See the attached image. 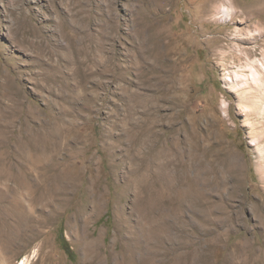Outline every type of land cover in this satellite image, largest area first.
Returning a JSON list of instances; mask_svg holds the SVG:
<instances>
[{
  "label": "rangeland",
  "instance_id": "rangeland-1",
  "mask_svg": "<svg viewBox=\"0 0 264 264\" xmlns=\"http://www.w3.org/2000/svg\"><path fill=\"white\" fill-rule=\"evenodd\" d=\"M259 1L0 0V264H264Z\"/></svg>",
  "mask_w": 264,
  "mask_h": 264
},
{
  "label": "bare ground",
  "instance_id": "bare-ground-1",
  "mask_svg": "<svg viewBox=\"0 0 264 264\" xmlns=\"http://www.w3.org/2000/svg\"><path fill=\"white\" fill-rule=\"evenodd\" d=\"M219 14H222L223 15V13L222 12H220ZM225 15H227V14H225ZM225 15H223L222 17H224ZM263 16H264V0H261V1H259L258 2V4H254V5H252L250 8L248 7L246 10H244L243 11V21H241L240 23L241 24H243V25H245V24H248V25H250V26H252L253 24H259V21L260 20H262V18H263ZM234 19V18H233ZM257 39V38H256ZM258 41V40H257ZM256 41V42H257ZM244 42H245V40H244ZM248 42V41H247ZM250 42V41H249ZM246 43V42H245ZM242 51V50H241ZM243 52V51H242ZM247 52V51H246ZM244 54V53H243ZM248 55V54H247ZM239 59L240 60H242L243 59V57H239ZM255 73V72H254ZM252 74L253 76V79L254 80H256V76H255V74ZM242 78L240 79V81L242 82V83H244V85H246V86H248V87H251V88H255V89H257V90H259V91H262V90H264V87L262 86V85H260L259 83H254L253 81H250L249 79L247 80V78H246V74H242ZM238 81V80H237ZM257 81V80H256ZM236 82V81H235ZM264 84V83H263ZM99 201H100V203L99 202H97V205H98V208H100L102 205H103V203L105 202V200H104V196L102 195V196H100V198H99ZM260 208V207H259ZM260 211V210H259ZM261 225L264 227V219L261 221ZM93 240L92 241H90V245H92L93 244ZM244 242H245V248H247L248 250H249V253H252V249L254 250L255 248L253 247V244H251L250 243V241L249 240H247V239H244ZM255 252H257L256 250H255ZM255 254V253H254ZM111 255L113 256L114 255V253L112 252L111 253ZM252 256V255H251ZM255 264H257L256 262H255Z\"/></svg>",
  "mask_w": 264,
  "mask_h": 264
},
{
  "label": "trees",
  "instance_id": "trees-1",
  "mask_svg": "<svg viewBox=\"0 0 264 264\" xmlns=\"http://www.w3.org/2000/svg\"><path fill=\"white\" fill-rule=\"evenodd\" d=\"M66 251L69 253V254H71L72 252H71V250L69 249V247L66 245Z\"/></svg>",
  "mask_w": 264,
  "mask_h": 264
}]
</instances>
